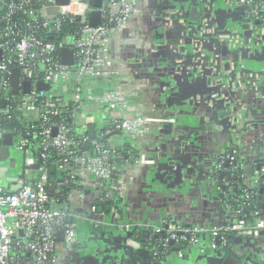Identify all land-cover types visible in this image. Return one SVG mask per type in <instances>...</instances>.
Listing matches in <instances>:
<instances>
[{"label": "crops", "instance_id": "1", "mask_svg": "<svg viewBox=\"0 0 264 264\" xmlns=\"http://www.w3.org/2000/svg\"><path fill=\"white\" fill-rule=\"evenodd\" d=\"M154 1L156 6L148 9V4L145 5L142 12L132 18L129 29L112 39L110 49L115 46L116 56L126 65L129 62L141 65L138 70L141 79L134 78V71L126 66V77L121 80L124 90L133 97V103L143 106L141 114L174 122L153 125L151 132L141 139L136 152L146 157L147 164L136 165L128 161L114 173L112 184L120 175L132 177L134 181L124 198H118L114 193L109 195L121 202L108 217L100 216L92 221L76 214V211L89 210L92 205L84 195L79 203L74 197L68 203L78 244L70 250L65 247L57 264H153V249L129 247L126 239L132 231H127L126 226L147 230L155 237L157 229H166V221L172 219L182 230L228 224L236 219V215L222 204L214 179L216 166L223 156L234 150L240 171L237 174L230 169L228 180L240 178L242 186L251 189L259 172L258 165H264V36L259 38L260 43L253 42L254 28L241 21L244 15L240 7L230 11L223 0ZM203 4L209 5L206 8L215 27L204 32L211 36L207 37V50L202 54L221 60L218 67L220 83L216 82L213 87L208 82L209 76L200 78L201 75L192 74L193 68L181 66L188 61L195 62V59L179 62L180 56L174 54L177 45L183 44L180 37L184 35V26L163 27L161 19L165 8L177 14L182 12L189 18L191 9L203 8ZM240 5L245 8L242 2ZM241 24L248 25L249 30L241 28ZM257 27L264 35V16ZM145 28L152 30L153 38L144 34ZM157 31L164 33L163 43H157ZM242 38L251 44L245 47L246 59L242 52L232 48L235 41L244 44ZM153 46L159 48L145 51ZM187 46L182 55L190 58L192 42L187 41ZM119 59L114 67L122 70L124 67L119 64ZM242 59L245 60L241 67L233 68ZM226 66L230 69L226 70ZM226 76L228 81L224 80ZM224 84L235 96L226 99L228 103L223 96H215L219 102L213 110L209 102L211 89H224ZM237 109L243 115L239 126L233 119L235 114L220 117L223 112H237ZM85 123L92 124L84 119ZM245 123L249 124L246 128ZM90 183L85 187L86 191L95 195L97 192L107 194L104 181L92 178ZM230 186L231 192H238L239 187ZM200 240L201 250L195 246L186 248L182 257L176 252L177 256L174 254L162 264H264V231L258 238L232 234L226 249L211 250L208 236ZM59 243L64 241L59 240Z\"/></svg>", "mask_w": 264, "mask_h": 264}, {"label": "built area", "instance_id": "2", "mask_svg": "<svg viewBox=\"0 0 264 264\" xmlns=\"http://www.w3.org/2000/svg\"><path fill=\"white\" fill-rule=\"evenodd\" d=\"M263 1L242 3L252 5L253 14L257 15ZM137 5L136 0H105L97 10L101 25L91 27L89 0H70L66 6H57L55 0H0V12H4L0 16V58L5 59L0 65L3 76L0 100L9 96L8 109L14 108L13 103L19 100L13 113L26 131L25 136L19 127L8 132L0 123V147L4 136L11 134L13 143L25 157L24 173L15 178L5 176L15 182L0 184V264H57L56 246L61 235L66 249H73L78 244L76 225L69 221L73 216L59 206L62 190L71 180L80 179L86 187L94 178L109 183L107 196L114 193L124 198L134 179L120 175L112 184L114 173L128 161L136 165L147 164L143 154L135 155L133 151L136 152L141 139L151 132L153 125L174 122L143 116V106L135 105L123 88L125 85L121 80L126 77V68L114 67L117 61L111 55L110 43L129 29L132 18L140 13ZM21 14L29 18L27 22H21ZM66 20L80 24L79 30L67 40L55 44L39 36L42 30L59 31ZM63 48L73 51L71 67L62 63ZM14 69H18L20 75L18 93H13L11 87ZM39 82H49L52 91H38L36 85ZM24 83H31V92L27 95L22 89ZM94 113L101 115L100 127L83 124L85 117ZM91 125L95 126L93 138L89 135ZM32 135L42 149L40 165L32 154L34 145L29 140ZM125 137L129 142L120 146L118 140ZM124 147L133 151L125 153ZM53 152H56V159L50 155ZM225 163L239 174L240 164L234 150L221 158L216 166L217 174ZM50 166L66 174L53 190L48 189ZM263 171L257 173L250 194L247 189L243 190L247 200L264 184ZM215 182L220 191L222 187L217 178ZM15 186L20 189L12 191ZM73 197L77 203L84 198L82 193H74ZM104 200L102 197L101 201ZM225 206L232 207L228 203ZM92 210L95 212L96 207ZM234 214V221L213 228L196 226L182 230L175 222L166 221V229L156 231L157 235L168 234L161 249H167L173 242L201 250L200 238L203 236L210 237L211 250L226 249L232 234L258 238L264 231V219L256 218L250 224L241 217L240 210ZM126 227L129 231L130 227ZM127 244L131 248H143L133 237ZM157 254L158 251L154 258ZM179 256L182 257V251Z\"/></svg>", "mask_w": 264, "mask_h": 264}, {"label": "water", "instance_id": "3", "mask_svg": "<svg viewBox=\"0 0 264 264\" xmlns=\"http://www.w3.org/2000/svg\"><path fill=\"white\" fill-rule=\"evenodd\" d=\"M55 1H56L57 6H66L70 3V0H55ZM228 1L229 0H223L224 4L228 5L230 8V11H231L234 8H237L238 4H241L242 1H246V0H239V2H238V0H230V3ZM104 2H105V0H93V5L90 4L91 10L89 13V23H90L91 27H99L101 25V15L97 10L103 5ZM207 6H209V5L203 4V8H198V7L192 8L189 18L187 17L186 14H184L182 12L177 14V12L165 8V10H164L165 13L163 12V16L161 19H162L163 27H169V25L174 26L175 24L181 25V27L184 26V29H183L184 35H182L180 37L181 41H183V44L180 43L177 45V49L174 51V54L176 53V56H178V55L180 56V58L178 59V60H180L179 62H182V60H184V59H187V60L188 59H195V62H193V61L189 62L188 61V62L182 63L181 66H184V67L189 66V67L193 68L194 72H192V74L201 75L200 78H202V76H205V75L209 76L208 82L212 83V87H213V85H216V82H219V80L221 78V74H218L219 73L218 67L221 65V60L220 59L214 60L212 57L208 56V54H202V52L207 50V47H206L207 45H205V43H206L205 41H206L207 37L211 36V35H209V33L204 34V32H208L209 29L215 27L214 21L212 20V16L211 17L209 16L208 8H206ZM263 11H264V9H263ZM54 14L55 13H51V14L49 13V15H54ZM183 14H184V16H183ZM77 20L80 21L81 18L78 17ZM186 25H190V26L186 27ZM246 28H248V26H246ZM156 36H157V38H156L157 43H163L164 33H162V31H157ZM187 41L189 42V44L192 42V46L189 49V55L191 56L190 58H185L184 55H182L186 51V47L189 46V45L187 46ZM148 43H150V42H148ZM112 44H114V43H112ZM232 46H233L232 48H235L237 50L238 45L236 44V41L232 43ZM149 48H147L145 51L151 52L152 50L153 51L157 50L159 47L153 46V49H149ZM110 52H111V55L113 56V58L116 59V61L118 62L119 58L116 56L117 53L115 52V46L112 47ZM119 60H121V59H119ZM244 60L245 59H242V61L240 63H236L233 68H237V67L240 68L241 63ZM133 61H136V60H133ZM62 63L66 67L73 66V64H74L73 51L70 48H63L62 49ZM119 64L123 65V67H125V68L127 66L128 69L133 70L134 75H132V76L134 78H137V79L140 78L141 79L140 75L138 74L139 73L138 70L141 67V65H139V64L135 65V63H130V62L127 63V65H126L125 62H123L122 60L120 61ZM229 69L230 68H228L226 66V70H229ZM215 71H217V72H215ZM224 80L228 81V77L227 76L224 77ZM224 82H226V81H224ZM11 87H12L13 93H18L20 90V75H19L18 69H14L12 71ZM36 88L38 91L50 92V91H52L53 86L49 82H39V83H37ZM22 89H23V92L25 95L29 94L31 92V83H24L22 86ZM222 89L223 88L220 89L219 87H215V89H213V88L211 89V95H210L211 98L209 99V102L212 103L211 108L213 110H214L216 103L219 102L218 100H216L218 98L215 96H218L219 98L221 96H223L225 98V100L230 99V96L231 97L235 96V93L232 92V89L226 88L225 84H224V89H223L225 92L222 91ZM220 102L222 103L223 101H220ZM225 102L228 103L227 100ZM228 108H230V107H228ZM232 114L233 115L235 114V117L233 119L237 122V125L239 126L241 121H243V117H242L243 115L240 112V109H237V112L236 111L235 112L228 111L226 113L223 112V113H221L220 117H223V118L224 117H233ZM248 125L249 124L245 123L244 127L246 128ZM94 132H95V126L91 125L89 127V135L91 138L94 137ZM13 146H14V143H13L12 135L6 134L4 136L3 146L0 147V165L1 164H3V165L8 164V167L0 168V184H7L8 182H15V179H5V176L8 172V170L9 169L13 170L17 167L16 161L12 160L11 148ZM263 167H264V165L259 164L257 169L260 171V170H262ZM235 179H238V178L236 177ZM19 189H20L19 186H15V187L11 188L12 191H17ZM261 191H263V189H261ZM99 196H101V193L97 192L96 198L98 199ZM70 203H71V201H70ZM70 222L73 223V220L70 219ZM226 224H222V226L226 225ZM131 233L130 232L128 233V236L126 239L127 241L132 237ZM165 234L166 233H164V235ZM143 236L145 238L149 237L150 232L147 230H144ZM155 239H158L157 235L155 236ZM59 240L60 241L64 240L63 235L60 236ZM171 245H173V242H171ZM143 249L144 248H142L141 250H143ZM156 251L157 250H154L153 254L151 253L152 256H154V253ZM145 252L147 254L149 253L148 251H145ZM167 257L168 258L171 257V253H168Z\"/></svg>", "mask_w": 264, "mask_h": 264}, {"label": "trees", "instance_id": "4", "mask_svg": "<svg viewBox=\"0 0 264 264\" xmlns=\"http://www.w3.org/2000/svg\"><path fill=\"white\" fill-rule=\"evenodd\" d=\"M90 4L93 5V0H89ZM254 4L257 3L258 0H254ZM4 14V12H0V16H2ZM53 19H56V17H52ZM20 20L21 22H27L28 21V17L27 16H23L21 14L20 16ZM35 19V18H34ZM52 22H54L52 20ZM80 28V24L77 21H72L70 22V20H66L64 22H62V25L60 27L59 31H53L52 29H49L48 31H40L39 32V36L45 40L46 42H50V43H55V44H59L64 40H67L68 38H70V36H72L76 31H78ZM59 56H61V52H59ZM5 61V59H1L0 58V65L3 64ZM14 67V65L12 66V68ZM3 76L0 75V79H2ZM9 96H6L4 99L0 100V123L3 125V127L8 131V132H12V130L16 127L21 128L23 131V135H26V131L24 130L23 127V123L21 121H19L17 119V116L14 115L13 110H15V108L19 105V100H17L15 103H13V107L12 109H8V101H10ZM91 122V121H89ZM93 122V121H92ZM91 122V123H92ZM30 142L34 145L32 147V154L33 156L38 160L39 165L41 164V160L39 158V155L42 153V149L40 148V143L38 142V139H36L33 135L29 137ZM132 149L130 148H126L124 147L123 152H128L131 151ZM133 151V150H132ZM135 151V150H134ZM53 158L56 159V152H53L52 154H50ZM125 155V154H124ZM126 158V156H125ZM17 163V162H16ZM230 166L225 163L223 165V168L220 172V174L218 173L216 178L218 180V183L224 188V186L226 188H228V194H227V203L229 205H231L232 207L230 208L233 212L236 211H241V217H245L246 220L251 224L254 223L256 218H260V219H264V191H261V189L264 188V184L256 191V195L253 197H250V200L246 199V194L244 193L243 190H245L246 188H244L242 186V181H240L239 179H230L228 180V171L230 170ZM25 168L22 167V173H24ZM262 170H264V167L262 168ZM260 170V171H262ZM65 173L63 172H59L56 168H54L53 166L49 167V190H53L55 189V185L57 182L63 180L65 178ZM263 176V182H264V171L262 173ZM103 184V183H102ZM234 184V187H239L238 192L234 193L231 192V190L229 189L230 185ZM104 185L106 186V189L109 190V184L107 185V183L105 182ZM248 194L251 193V191L249 189H247ZM85 190V186L83 184V181H81L80 179H75V180H71L70 185L67 186L66 188H64L62 190V197L60 198V203L59 206L62 207V209L67 210L68 203L70 198H72V193H82L85 197H87L89 199V201H91L92 205H90L89 210L85 209L83 211H76V214H80L82 216H84V218H89V219H93L92 221H96L98 220L97 218H102V217H108L109 214H111L112 210L114 207H118V205L120 204V200H115L109 197V195L107 196L106 193L102 194L101 196H99V198H96V195L93 194L92 192H89ZM102 197L105 199L104 201H101ZM96 207V211L93 212L92 207ZM68 211L71 212V210L68 208ZM72 214V213H71ZM71 219H73L71 217ZM70 221V220H69ZM132 231V237L135 238V240H137L138 242H140L142 244V246H147L148 248L154 249L158 251L157 256L155 257V260L152 262L153 264H162L164 260H166L167 254L171 253V256H174V254L176 252L179 251H183L186 250V248H189V246L187 245H177L174 244L171 245V243L168 244V248L167 249H161V245L162 243L165 241V239L168 237V234L166 233L164 235V233H161L158 236V239H155V237H151V235L147 238H145L143 236V231H141V229H139L138 227H133L130 228ZM164 235V236H163ZM160 251V252H159ZM154 257V256H153Z\"/></svg>", "mask_w": 264, "mask_h": 264}, {"label": "flooded vegetation", "instance_id": "5", "mask_svg": "<svg viewBox=\"0 0 264 264\" xmlns=\"http://www.w3.org/2000/svg\"><path fill=\"white\" fill-rule=\"evenodd\" d=\"M137 1V3H138V5H137V7H138V10L140 11V13L142 12V10H143V7L145 6V5H147V8L148 9H150L151 7H154V6H156V3H155V1L154 0H136ZM228 2H230V0L228 1ZM238 2H239V0H238ZM255 2V1H254ZM264 1L262 2V5L260 6V8H259V10H258V14L256 15V14H253V11H252V5H245L244 7V9H243V7H242V5H240V4H238V6H237V8H239L240 10H241V13L244 15L243 16V18L241 19V21H244L245 23H247L248 25H252L251 27L252 28H254V36L252 37V38H255V40L253 41V42H259L260 43V41L261 40H259V38H263V33H261L260 32V28L259 29H257L258 27V25H260V23L263 21V16H264V11H263V9H264ZM238 9V10H239ZM239 10V11H240ZM244 10V11H243ZM247 25V26H248ZM241 28H244V29H246V30H249V27L248 28H246V26L245 25H242L241 24ZM254 26H256V27H254ZM264 30H262V32H263ZM144 34H148V36H149V38L151 37V38H153L154 36H153V33H152V30H147V28H145V30H144ZM155 37L157 38V36H156V34H155ZM243 39V43L244 44H242V45H240V44H238V43H236L237 45H238V48H237V51H240V52H242L243 54H244V58L246 59V52H245V47L247 48L248 46H250L251 44L248 42H245L246 41V39L245 38H242ZM151 40V39H150ZM245 40V41H244ZM215 72H217V71H215ZM149 85V84H148ZM129 95V94H128ZM130 96V95H129ZM132 99H133V97L132 96H130ZM145 107V106H144ZM132 154H135V155H137L138 153L137 152H134L133 151V153ZM218 173L220 174V172L218 171ZM215 175H214V179H216V176H217V172L216 173H214ZM221 186V185H220ZM218 187V186H217ZM222 187V186H221ZM230 188V190H231V186H229ZM219 188V187H218ZM219 191V190H218ZM228 188H226L225 186H224V188L222 187L221 188V190L219 191V194H220V198H221V201H222V204L223 205H226L227 204V194H228ZM173 220V219H172ZM171 220V221H172ZM174 222V221H173Z\"/></svg>", "mask_w": 264, "mask_h": 264}, {"label": "rangeland", "instance_id": "6", "mask_svg": "<svg viewBox=\"0 0 264 264\" xmlns=\"http://www.w3.org/2000/svg\"><path fill=\"white\" fill-rule=\"evenodd\" d=\"M85 119L87 121H93L92 124L97 125V127H100L101 125V115L99 114H95L93 116H86ZM120 146H123L126 142L128 143L129 140L125 137L122 138L120 140H118ZM11 154H12V160L17 162V167L13 170H8L7 174H6V178H15L20 176V174L22 173V167H24L25 164V157L24 154L18 150L16 143L14 144V146L11 148ZM2 167H8V164H1L0 166ZM74 195V193H72V196ZM65 246L64 243H58L56 246V254L57 256L61 255L63 252H65ZM176 255V254H175ZM177 256V255H176Z\"/></svg>", "mask_w": 264, "mask_h": 264}]
</instances>
